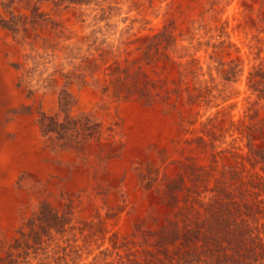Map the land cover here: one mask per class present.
I'll return each mask as SVG.
<instances>
[{
	"label": "rangeland",
	"instance_id": "374dc122",
	"mask_svg": "<svg viewBox=\"0 0 264 264\" xmlns=\"http://www.w3.org/2000/svg\"><path fill=\"white\" fill-rule=\"evenodd\" d=\"M38 7L24 38L0 25V263H70L72 246L89 264L153 224L169 178L212 154L222 169L232 136L260 138L247 76L264 70V0ZM54 213L63 226L39 219Z\"/></svg>",
	"mask_w": 264,
	"mask_h": 264
},
{
	"label": "trees",
	"instance_id": "16d2710c",
	"mask_svg": "<svg viewBox=\"0 0 264 264\" xmlns=\"http://www.w3.org/2000/svg\"><path fill=\"white\" fill-rule=\"evenodd\" d=\"M39 1L0 0L9 13L8 18H0L1 27L13 37L24 38L27 24L36 23ZM51 1L61 5L81 0ZM17 2L32 12L31 20L14 14L11 8ZM263 71L259 66L247 76L251 94L261 100L264 88L256 78L264 77ZM246 128L259 131L258 141L251 132L232 136L223 150L232 159L228 165L217 169L216 154H212L207 167L169 178L155 189L163 209L150 216L153 224L139 227L129 236L109 237L110 247L99 250L89 264H264V124ZM39 219L48 227L66 223V216L57 213ZM67 255L70 263L57 264H86L72 246L63 258Z\"/></svg>",
	"mask_w": 264,
	"mask_h": 264
}]
</instances>
